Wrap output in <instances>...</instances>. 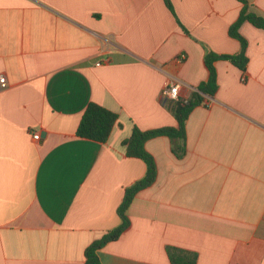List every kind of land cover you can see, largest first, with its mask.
I'll list each match as a JSON object with an SVG mask.
<instances>
[{
  "label": "crops",
  "instance_id": "crops-1",
  "mask_svg": "<svg viewBox=\"0 0 264 264\" xmlns=\"http://www.w3.org/2000/svg\"><path fill=\"white\" fill-rule=\"evenodd\" d=\"M170 1L0 0V264H86L147 173L123 142L178 126L166 83L188 100L209 79L208 53H241L230 28L242 3ZM246 1L264 17V0ZM240 33L246 71L215 62L218 90L190 113L186 153L166 136L146 142L156 182L102 264H171L169 246L197 264H264V30L245 21ZM90 103L118 115L105 143L77 134Z\"/></svg>",
  "mask_w": 264,
  "mask_h": 264
},
{
  "label": "trees",
  "instance_id": "trees-1",
  "mask_svg": "<svg viewBox=\"0 0 264 264\" xmlns=\"http://www.w3.org/2000/svg\"><path fill=\"white\" fill-rule=\"evenodd\" d=\"M243 7L238 20L231 26L230 35L240 40L242 51L238 55H219L208 53L205 57L206 65L209 69V79L201 84L192 97L188 100L173 102L171 111L174 114L178 126L164 127L154 130L143 131L134 128L132 135L123 142L126 153L130 157L140 158L147 165L146 176L136 184L126 190L123 203L118 209V215L121 218V224L105 234L101 239L93 242L85 252L86 264H102L98 252L108 243L116 241L123 232L129 227L130 219L127 215L128 208L135 196L143 189L152 186L158 176V168L154 157L146 149V142L150 139L166 136L175 142L174 152L178 156L186 153V121L192 110L204 102V96L214 97L218 90L217 72L215 62L220 59L232 61L241 70L246 71L248 64L247 41L240 33L242 23L248 21L257 28L264 30V17L256 15L249 10V4L246 0H237ZM170 10H173L170 0H165ZM118 121V115L96 103H90L79 124L77 134L82 138L93 140L100 143L108 141L113 128ZM167 253L171 264H197L198 255L196 252L184 250L181 248L169 246Z\"/></svg>",
  "mask_w": 264,
  "mask_h": 264
},
{
  "label": "built area",
  "instance_id": "built-area-1",
  "mask_svg": "<svg viewBox=\"0 0 264 264\" xmlns=\"http://www.w3.org/2000/svg\"><path fill=\"white\" fill-rule=\"evenodd\" d=\"M182 58H184V56H182ZM243 80H245V78ZM7 86H8L7 78L5 75L1 74L0 75V91L7 88ZM180 89H181V81L176 80V79L168 81L162 91V99L164 101H176V102L181 101ZM40 138H41L40 133H37L34 136V139L36 140H39Z\"/></svg>",
  "mask_w": 264,
  "mask_h": 264
}]
</instances>
